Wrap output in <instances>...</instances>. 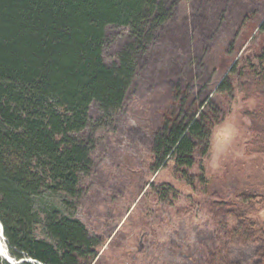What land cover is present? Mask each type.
Here are the masks:
<instances>
[{
	"label": "rangeland",
	"instance_id": "1",
	"mask_svg": "<svg viewBox=\"0 0 264 264\" xmlns=\"http://www.w3.org/2000/svg\"><path fill=\"white\" fill-rule=\"evenodd\" d=\"M163 1L169 13L147 25L143 40L130 26L106 27V63L115 64L123 50L134 47L133 83L120 110L107 113L91 104L89 125L76 134L91 147L81 194H39L35 234L52 241L43 213L56 209L80 219L101 241L92 264H205L210 248L225 251L224 246L234 261L256 264L259 245L228 239L237 223L212 205L219 199L212 193L235 199L238 186L264 182V153L251 144L256 135L250 114L262 100L245 98L239 75L243 67L261 63L264 0ZM235 63L233 90L218 92ZM182 92L187 102L211 101L219 113L207 151L195 153L192 179L177 174L172 162L153 168L156 133ZM253 207L251 215L264 225V207ZM0 258V264H11L1 251Z\"/></svg>",
	"mask_w": 264,
	"mask_h": 264
},
{
	"label": "trees",
	"instance_id": "2",
	"mask_svg": "<svg viewBox=\"0 0 264 264\" xmlns=\"http://www.w3.org/2000/svg\"><path fill=\"white\" fill-rule=\"evenodd\" d=\"M164 3L0 0V220L10 254L37 260L23 264H92L97 257L101 241L80 219L56 209L43 213L44 229L52 241L38 237L35 224L41 213L36 198L43 192L80 196L91 147L76 134L88 127L91 104L107 113L120 110L135 77L133 46L123 50L115 64L106 63V27L130 26L134 37L143 40L147 25L169 13ZM259 57L258 66L243 67L239 75L245 98L262 100L250 114L256 135L251 144L263 154L264 53ZM238 64L221 80L218 92L233 90ZM182 94L165 112L156 133L153 168L172 162L177 174L192 179L195 153L207 151L219 113L211 101L187 102V93ZM233 192L235 199L214 191L212 195L219 199L212 205L237 223L228 239L258 244L256 264H264V225L251 215L255 202L264 207V182L238 186ZM224 248H210L205 264H241Z\"/></svg>",
	"mask_w": 264,
	"mask_h": 264
},
{
	"label": "bare ground",
	"instance_id": "3",
	"mask_svg": "<svg viewBox=\"0 0 264 264\" xmlns=\"http://www.w3.org/2000/svg\"><path fill=\"white\" fill-rule=\"evenodd\" d=\"M5 243H6V239L3 237L2 228H1V220H0V251H1V256L4 259H9L11 264H19L18 259L10 254ZM27 260L32 261V262H37V260H35L34 258H31V257L27 258Z\"/></svg>",
	"mask_w": 264,
	"mask_h": 264
},
{
	"label": "water",
	"instance_id": "4",
	"mask_svg": "<svg viewBox=\"0 0 264 264\" xmlns=\"http://www.w3.org/2000/svg\"><path fill=\"white\" fill-rule=\"evenodd\" d=\"M1 228H2L3 237L6 239L5 234H4V226H3L2 222H1ZM5 244L7 246V249L9 250L7 242ZM6 260L10 262L9 259H6ZM24 261H28L27 258H20V259H18V263H22Z\"/></svg>",
	"mask_w": 264,
	"mask_h": 264
}]
</instances>
